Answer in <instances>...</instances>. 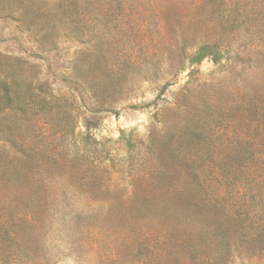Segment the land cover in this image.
I'll use <instances>...</instances> for the list:
<instances>
[{
    "label": "rangeland",
    "instance_id": "374dc122",
    "mask_svg": "<svg viewBox=\"0 0 264 264\" xmlns=\"http://www.w3.org/2000/svg\"><path fill=\"white\" fill-rule=\"evenodd\" d=\"M262 98L264 0H0V264H264Z\"/></svg>",
    "mask_w": 264,
    "mask_h": 264
},
{
    "label": "trees",
    "instance_id": "16d2710c",
    "mask_svg": "<svg viewBox=\"0 0 264 264\" xmlns=\"http://www.w3.org/2000/svg\"><path fill=\"white\" fill-rule=\"evenodd\" d=\"M89 72L91 73L93 79L97 81L96 83L100 85L108 80L109 74L104 69H102L100 62L98 61H94L90 64ZM262 100L264 102V98H262ZM262 118L264 119V106L262 109Z\"/></svg>",
    "mask_w": 264,
    "mask_h": 264
}]
</instances>
